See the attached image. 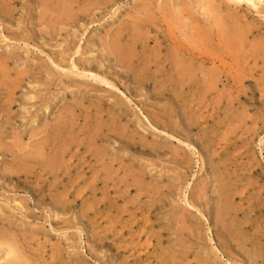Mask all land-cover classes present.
Instances as JSON below:
<instances>
[{
    "label": "rangeland",
    "instance_id": "1",
    "mask_svg": "<svg viewBox=\"0 0 264 264\" xmlns=\"http://www.w3.org/2000/svg\"><path fill=\"white\" fill-rule=\"evenodd\" d=\"M194 1L186 36L153 16L158 32L147 31L132 69L101 50L141 17L131 0L81 9L54 35L36 22L37 0L0 8V235L16 237L22 264H264V0ZM174 41L195 58L182 56L180 87L165 62ZM56 130L64 155L46 142ZM211 150L236 187L224 222L242 234L228 246L216 239Z\"/></svg>",
    "mask_w": 264,
    "mask_h": 264
},
{
    "label": "bare ground",
    "instance_id": "2",
    "mask_svg": "<svg viewBox=\"0 0 264 264\" xmlns=\"http://www.w3.org/2000/svg\"><path fill=\"white\" fill-rule=\"evenodd\" d=\"M77 0H37L38 2V7H39V12H38V18L37 21L38 24H40L41 26H43V33L45 35H54L56 34V32L58 31H62L65 30V27L68 25L73 24L77 19H80L81 14H83L84 11L89 12H94L95 8H99L100 6H102L103 8L107 7V4H112L114 5L116 0H104L106 1V3H104L103 0H94L93 3H89L86 5H82L78 2H76ZM135 6L137 7V14L140 15V18H132L129 20V26L128 28L125 27L124 29H122L121 31H116L117 33L112 36L109 37L108 40L105 41V44L103 46V49H101L103 52H106L108 55L112 56L115 58L116 63L120 66L123 67H129V69H132L133 64H132V58L131 56H133L134 54H137L138 51L142 50L145 52V48H147V46L145 45V42L147 44L146 41V36L149 32V30H153L156 33L158 32L157 27H155L154 25H156L153 21L157 20L160 23H164L166 25V29H170L172 31V28H174L172 25H176L179 27V25H181V29L179 31L180 35L182 36H186V28L188 26L187 21L190 22V7H191V3H193L194 0H188L187 2H185L184 0H165L163 3L161 4H157L156 2L158 0H131ZM191 1V2H190ZM204 2H207L209 8H210V4H211V0H203ZM215 1V0H214ZM220 2L223 0H219ZM233 1V4L235 3H246L249 5V7L255 9L258 7V5L263 1V0H230ZM17 2V0H0V8L3 9V12H6L7 7L15 4ZM66 2H69L68 4ZM71 2V4H70ZM167 2H170V4H168ZM189 2V3H188ZM195 2V1H194ZM197 2V1H196ZM202 3V0L199 1ZM224 2H227L224 0ZM160 3V2H159ZM229 3V2H228ZM231 3V2H230ZM194 5V4H193ZM197 3L195 4V8H196ZM199 5V4H198ZM197 5V6H198ZM219 5V4H218ZM237 5V4H236ZM201 6V5H200ZM76 7V9H75ZM87 7V8H86ZM264 7V6H263ZM37 8V7H36ZM86 8V9H84ZM201 8V7H200ZM199 8V9H200ZM205 8V7H204ZM207 8V7H206ZM81 9H84V11H82ZM135 9V8H134ZM192 9V8H191ZM194 9V8H193ZM198 9V11H200ZM203 9V7H202ZM211 9V8H210ZM262 9V8H261ZM9 10V9H8ZM38 11V10H37ZM135 11V10H134ZM202 11V10H201ZM11 12V11H10ZM194 12V10H193ZM209 13V11H207ZM192 13V11H191ZM195 13V12H194ZM8 14V12H7ZM197 14V13H196ZM202 14V13H201ZM210 14V13H209ZM212 14V13H211ZM205 15V14H204ZM203 15V16H204ZM207 15V14H206ZM153 16H157V19L153 20ZM195 18V17H194ZM197 21V20H196ZM128 22V21H127ZM193 23V22H192ZM196 23V22H194ZM197 24L198 21H197ZM193 25V24H192ZM200 25V24H199ZM205 25V24H204ZM208 25V24H207ZM205 25V26H207ZM221 27V26H220ZM196 28V27H195ZM213 28V27H212ZM204 29V28H203ZM118 30V29H117ZM182 30V31H181ZM219 30H221L219 28ZM178 31V30H177ZM191 29H189V33L188 35L190 36L191 33ZM57 32V33H58ZM203 33V30H202ZM221 33V32H219ZM192 34V33H191ZM209 35V34H208ZM233 35V34H232ZM205 36V35H204ZM218 36V35H217ZM188 37V36H187ZM236 37V36H235ZM106 39V38H105ZM190 39V38H189ZM222 39L221 37L219 38V40ZM225 39V38H224ZM159 40V39H158ZM229 40V39H228ZM205 41V40H204ZM223 41V40H222ZM192 42V41H191ZM209 42V41H208ZM207 42V43H208ZM220 42V41H219ZM168 43V42H167ZM218 43V42H217ZM228 44V42H226ZM193 44V43H192ZM209 44V43H208ZM170 45V44H169ZM189 45V44H187ZM181 43H179L178 41H174L172 43V48L175 51H171L170 49V54H168V56L165 58V62L168 63L169 65V69L171 70V75L169 76L171 78V76L173 74L176 75V77H181L180 80H178L179 82L177 83V86L179 85L180 87V83H183L184 81H186L187 79H182V78H186V74L188 75V69H186L184 67V58H182V56L184 57V55L186 56L185 59H192L194 60V56L193 54L188 50V49H184L183 47H181ZM194 46V44H193ZM204 46V45H203ZM73 49V55L80 53L82 50L79 48L78 45L72 46ZM145 47V48H144ZM202 47V46H201ZM208 47V46H207ZM217 47V46H216ZM92 48V47H91ZM155 48V47H154ZM169 48V46H168ZM148 49V48H147ZM92 50V49H91ZM168 50V49H167ZM85 51V50H84ZM88 52V51H87ZM91 52V51H90ZM89 52V53H90ZM141 52V51H140ZM144 52H141V54L143 55ZM154 51H152L153 53ZM160 52V51H159ZM196 53V52H195ZM145 54V53H144ZM147 54V53H146ZM157 54V53H156ZM155 54V55H156ZM213 55V54H211ZM93 56V55H92ZM208 56V55H207ZM138 57V56H137ZM162 57V56H161ZM141 60V58H140ZM143 60V59H142ZM152 62V61H150ZM192 61H190L191 64ZM188 63V62H187ZM194 64V63H192ZM147 65L146 63H144V65L139 64L138 68L135 69V75L134 77L136 78V81H144L145 79H147V69L146 71H144V66ZM215 65V64H214ZM185 66L187 67V64H185ZM189 66V65H188ZM212 66V65H211ZM159 67V66H158ZM194 67V66H193ZM216 69V68H215ZM194 70V69H192ZM127 72V71H126ZM170 72V71H169ZM196 72V71H195ZM211 72V71H210ZM209 72V73H210ZM88 73L90 77H93L94 79L97 78L96 74L92 73V72H85ZM195 74V73H194ZM227 74V73H226ZM180 75V76H179ZM189 75L192 76V72H189ZM211 75V74H210ZM189 76V77H190ZM166 77V76H165ZM177 78V79H178ZM209 78V77H208ZM213 80V77H211ZM226 78V77H225ZM176 79V80H177ZM217 79V78H214ZM98 80L101 83L104 84H110L106 79H103L102 77L99 78ZM192 80V79H190ZM183 81V82H182ZM192 82V81H191ZM187 83V82H186ZM214 84V83H213ZM170 85V84H169ZM198 85V84H197ZM212 85V84H211ZM210 86V85H209ZM162 88V86H161ZM203 88V87H202ZM215 88V87H214ZM169 89V88H166ZM193 90V89H192ZM195 90V89H194ZM207 91V90H206ZM203 94V92H202ZM204 95V94H203ZM175 97V95H174ZM198 97V96H197ZM204 97V96H203ZM178 98V97H176ZM200 99V97H199ZM198 99V100H199ZM200 101V100H199ZM206 101V100H205ZM175 102V101H174ZM202 103V102H201ZM187 105V104H186ZM170 107V106H169ZM160 109V108H159ZM170 109V108H169ZM46 110V109H45ZM173 110V109H171ZM170 110V111H171ZM155 111V110H154ZM164 111V110H163ZM157 112V111H156ZM61 116V115H60ZM70 120V119H69ZM147 120V119H146ZM174 120V119H173ZM172 121V120H171ZM62 122V121H61ZM65 122V121H64ZM67 122V121H66ZM98 122V121H97ZM169 122V121H168ZM55 123V122H54ZM71 123V122H70ZM190 123V122H188ZM56 124V123H55ZM59 124V123H58ZM61 124V123H60ZM73 124V123H72ZM172 124V123H171ZM52 125V124H51ZM65 125V124H62ZM180 125V124H179ZM233 125V124H232ZM54 126V125H53ZM95 126V125H94ZM235 126V125H233ZM55 127V126H54ZM64 127V126H63ZM228 127V126H227ZM230 127V126H229ZM51 128V127H49ZM57 128V127H56ZM59 129V128H58ZM86 129V128H85ZM105 129V128H104ZM99 130V129H98ZM101 130V129H100ZM64 131V130H63ZM87 131V129H86ZM42 132V131H41ZM52 132V131H51ZM57 130L54 132L52 138H49L48 141H59V151L61 152V155H64L65 153V149H61L60 148H64V146L66 145L63 140H61V138L58 137V135L54 136ZM89 132V131H88ZM45 133V132H44ZM47 133V132H46ZM45 133V134H46ZM107 133V132H106ZM38 134V133H37ZM51 134V133H50ZM213 134V133H212ZM40 135V134H39ZM89 135V134H88ZM210 135V134H209ZM48 137V136H47ZM36 139H38L36 137ZM45 139V138H44ZM43 140V139H42ZM72 141V140H71ZM39 142V141H38ZM43 144V143H42ZM53 144V143H52ZM33 146V145H32ZM207 146L209 148L212 149V141H208ZM43 147V146H42ZM50 147V146H49ZM33 148V147H32ZM42 149V148H41ZM94 149V148H93ZM92 149V150H93ZM47 150V149H46ZM87 150V149H86ZM36 151V150H35ZM58 151V152H59ZM181 151V150H180ZM33 153V152H32ZM39 153V151L35 154ZM180 153V152H179ZM183 154V153H181ZM32 155V154H31ZM54 155V154H53ZM57 155V154H56ZM58 156V155H57ZM213 157H214V151L211 150V154L209 156V163H210V168L211 171L213 173H216V178L219 180V184H218V188L220 191V195H221V199H220V204L218 206H216V213L214 216V226L217 227L219 226L220 229L216 228V239L218 240V243L221 246H228L229 243H235L238 239V236L242 234L241 232V226L240 227H236L235 225L232 226H228L224 221L226 219V216L229 215L230 212V206L228 204V198L233 199L236 187H230V191H228L227 186L228 184H230L224 177L223 179V175L222 173H219L218 169L214 166H212L213 161ZM41 158V156H40ZM29 159V158H28ZM42 159V158H41ZM63 159V158H62ZM61 159V160H62ZM218 159V158H217ZM219 160V159H218ZM36 161H38V157H36ZM184 161V160H183ZM183 161H181L183 163ZM187 161V160H186ZM19 162V161H18ZM113 163V162H112ZM215 163V162H214ZM32 165V164H31ZM98 165V164H97ZM216 165V164H215ZM221 167V166H220ZM17 168V167H16ZM27 168V167H25ZM49 168V167H48ZM81 168V167H80ZM19 171V169H17ZM57 170V168H56ZM7 171V170H6ZM22 171V170H20ZM19 171V172H20ZM51 171V170H50ZM79 171V170H77ZM15 172V171H14ZM36 172V171H35ZM55 172V171H54ZM12 173V172H11ZM37 173V172H36ZM41 173V172H40ZM52 173V172H51ZM42 174V173H41ZM219 174V175H218ZM40 175V174H39ZM77 176V175H76ZM215 177V175H214ZM75 178V177H74ZM40 179V178H39ZM38 179V180H39ZM57 179V178H56ZM217 181V180H216ZM204 182V181H203ZM205 184V183H204ZM197 185V184H196ZM194 188V187H193ZM204 188V185L201 186V190ZM117 189V188H116ZM264 189V188H263ZM70 190V189H69ZM216 190V189H215ZM64 192V191H63ZM200 192V191H199ZM204 192V191H203ZM137 194V193H136ZM51 195V194H50ZM204 196V195H203ZM201 197V195H200ZM219 197V196H218ZM236 197V196H235ZM257 197V196H256ZM60 198V197H59ZM62 198V197H61ZM60 198V199H61ZM198 199H199V195H197V198L194 200L192 197V201H191V205L194 207L195 203H198ZM255 200V199H254ZM204 201V199H203ZM252 201V200H251ZM231 202V201H230ZM247 202V201H246ZM62 204V202H61ZM205 204V203H204ZM240 204V203H239ZM147 205V204H146ZM145 205V206H146ZM17 206V205H16ZM19 206V205H18ZM57 206V205H56ZM237 206V205H236ZM234 207V206H233ZM259 207V206H258ZM18 208V207H17ZM21 208V207H20ZM85 208V207H84ZM215 208V207H214ZM22 209V208H21ZM122 209V208H121ZM251 209V208H250ZM87 210V209H86ZM85 211V210H84ZM127 212V211H126ZM187 212V210H186ZM235 214V213H234ZM233 215V213H232ZM182 217V216H181ZM180 220V219H179ZM182 220V219H181ZM9 221V220H8ZM133 221V220H132ZM191 222V221H190ZM181 223V222H180ZM138 224V222H137ZM188 224V222H187ZM186 224V225H187ZM256 225V224H255ZM188 226V225H187ZM186 226V227H187ZM1 229V228H0ZM140 230V229H139ZM143 231V230H142ZM5 232V231H4ZM8 231H6L7 233ZM202 232V231H201ZM192 235L194 236V243H201L202 244V233L200 235V233L197 232H191ZM12 234V233H11ZM191 236V235H190ZM263 236V235H262ZM261 237V236H260ZM16 238V237H14ZM13 237H11L10 235H6V234H1L0 235V248H2L1 253H0V264H22L23 263V257L21 254V251L18 249L17 247V242L19 241H15ZM240 238V237H239ZM261 239V238H260ZM201 240V241H200ZM264 240V239H263ZM180 241V240H179ZM212 241V240H211ZM239 242V241H237ZM17 243V244H16ZM183 243V242H182ZM243 244V242L240 243V245ZM192 246V245H191ZM185 247V246H184ZM23 251V250H22ZM24 253V252H22ZM28 262V260H26ZM25 264H27L25 262ZM205 264V263H203Z\"/></svg>",
    "mask_w": 264,
    "mask_h": 264
}]
</instances>
